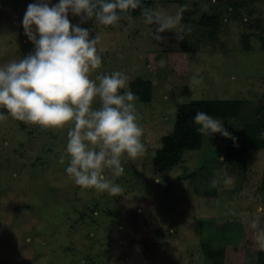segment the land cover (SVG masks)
<instances>
[{"label": "rangeland", "instance_id": "rangeland-1", "mask_svg": "<svg viewBox=\"0 0 264 264\" xmlns=\"http://www.w3.org/2000/svg\"><path fill=\"white\" fill-rule=\"evenodd\" d=\"M150 1L171 13L188 6L182 41L170 31L161 34L166 42L155 41L141 15L113 26L94 19L80 25L93 29L90 38L102 37V65L91 78L122 71L128 87L136 78L151 82V100L136 103L146 154L122 158L116 183L124 192L110 196L81 189L66 174L71 124L42 130L11 117L0 121V264H209L201 241L225 232L243 237L225 246L224 264H258L249 222L259 218L264 227V150L250 149L246 160L228 165L234 144L217 133L202 136L200 149L167 171L152 160L174 129L178 106L191 101L242 100L237 117L218 118L239 140L247 122L264 124V0ZM37 2L0 0V66L33 51L22 20ZM207 19L218 23L205 27ZM69 20L79 23L71 14ZM197 73L202 83L190 88ZM193 172L200 173L187 176ZM225 174L232 184H223ZM213 179L221 183L213 187Z\"/></svg>", "mask_w": 264, "mask_h": 264}, {"label": "clouds", "instance_id": "clouds-1", "mask_svg": "<svg viewBox=\"0 0 264 264\" xmlns=\"http://www.w3.org/2000/svg\"><path fill=\"white\" fill-rule=\"evenodd\" d=\"M140 9L143 22L150 26L149 35L157 42H166L161 34L175 32V39H184L181 26L187 5L174 13L154 9L143 0H59L50 6V0H38L28 5L22 20L24 33L34 45L32 52L19 60L0 66V121L9 117L42 130L63 129L67 132L65 154L68 157L65 172L81 189L107 192L120 196L124 189L116 178L124 175L122 158L135 160L143 157L147 146L142 141L143 128L138 124L136 101L139 97L128 87V76L122 71L91 73L101 68V35L80 25L93 19L102 26H113L121 20L132 22L133 10ZM79 17L72 24L69 15ZM191 31V29H187ZM202 83V77L193 75L189 87ZM99 103L93 107L94 101ZM194 123L202 136L221 134L237 138L221 119L204 111H197ZM64 157H61L63 161ZM110 171L111 178L106 174ZM224 185L233 183L225 174ZM221 183L213 179L212 186ZM256 246L264 250V227L259 218L249 222Z\"/></svg>", "mask_w": 264, "mask_h": 264}, {"label": "trees", "instance_id": "trees-1", "mask_svg": "<svg viewBox=\"0 0 264 264\" xmlns=\"http://www.w3.org/2000/svg\"><path fill=\"white\" fill-rule=\"evenodd\" d=\"M143 4L153 8V4L150 0H143ZM131 15L133 17L141 15V10H133ZM215 23L218 22L212 19H207L202 22L205 27L214 26ZM249 49V46H246L245 50ZM129 88L139 97L136 103H147L151 100L152 84L150 81L136 78L130 82ZM242 105L243 101L239 99L195 100L190 103L179 105L174 129L172 133L162 138V147L156 151L152 160L153 167L159 172L167 171L183 160V154L185 152L200 149L202 144V135L198 133V126L193 121L197 111H204L214 118H223L226 120L228 118L237 117L240 113ZM243 132L245 133L244 136H240L242 137L240 140L237 138L236 144L226 151V164L228 165H234L236 167L238 160H246L245 156H247L250 149L264 150V124L262 121L256 120L254 122H247L244 125ZM235 149L237 150L233 151ZM242 152H244L245 155H243L244 153ZM200 172H196V174H199ZM196 174L193 172L187 176L189 177L193 175V179L197 176ZM262 180L263 183L261 189L264 188V173ZM220 235L218 239L216 236H210L207 240L201 241L202 252L209 264H224L225 246H235L236 243H239L243 237L241 236L237 238L235 235H229L226 232L223 233L224 237H221ZM257 262L258 264H264L263 250L258 252Z\"/></svg>", "mask_w": 264, "mask_h": 264}]
</instances>
